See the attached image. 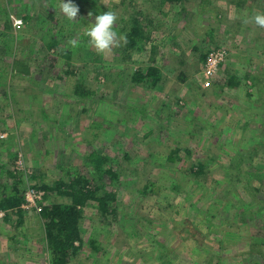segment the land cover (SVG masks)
Segmentation results:
<instances>
[{"label": "rangeland", "instance_id": "rangeland-1", "mask_svg": "<svg viewBox=\"0 0 264 264\" xmlns=\"http://www.w3.org/2000/svg\"><path fill=\"white\" fill-rule=\"evenodd\" d=\"M85 1L79 2L91 13L101 11L98 0L96 8ZM122 1L101 0L126 20L150 7L152 18L162 24L148 50L125 61L117 47L102 57L79 38L94 23L87 17L80 22L83 6L77 5L76 20L69 21L58 10L61 0H19L22 14L16 1L0 0V187L9 186L0 190V199L13 194L11 187L20 181L22 194L49 186L39 205L43 209L71 204L72 197L62 193L65 187L57 186L80 175L91 181V188L100 185L116 194V215L104 216L94 200L82 208L83 237L94 239L100 249L86 242L68 264H166L168 259L172 264H219L220 259L223 264H260L249 252L255 243L264 245V209L255 203V198L264 199V154L254 161L249 156L233 160V152L264 142L252 139L263 118L248 110V94L264 102V28L243 22L263 13L264 0L241 5L208 0L204 14L200 0L185 8L164 0H124L115 8ZM5 15L13 26L9 32ZM21 15L29 16L28 23ZM13 18L23 20L21 29ZM54 36L59 44L51 49ZM7 39L13 42L10 55ZM70 39L79 46L71 47ZM214 49L228 54L214 82L227 72L258 75L262 93L251 82L232 90L206 88L200 58ZM70 50L69 61L64 54ZM151 64L161 70L156 89L134 85V72ZM77 82L94 94L80 99L74 93ZM260 131L257 135L264 127ZM177 147L181 159L169 161ZM95 155L108 158L106 168L121 173L119 180L98 178L90 160ZM197 158L207 165L205 176L193 173ZM249 170L254 176L245 178ZM147 181L155 184L143 193ZM23 204L27 207L26 199ZM43 209H0L9 214L0 216V264H52ZM250 213L253 219L246 220Z\"/></svg>", "mask_w": 264, "mask_h": 264}, {"label": "trees", "instance_id": "trees-1", "mask_svg": "<svg viewBox=\"0 0 264 264\" xmlns=\"http://www.w3.org/2000/svg\"><path fill=\"white\" fill-rule=\"evenodd\" d=\"M15 1L18 4L17 9L21 11L20 14L24 13V9L21 10L20 8L22 4L19 2V0H12V2H15ZM79 1L80 0H77L75 4L79 6H83L82 2H79ZM98 1L101 4V8H100L101 11L102 12L108 11L109 6L101 2V0H98ZM146 1L148 3L149 2L154 3V2H158L159 0H146ZM164 1L169 2V3L179 2L181 3V6L185 8L186 4L189 3L191 0H164ZM233 1L237 5H241L242 4L241 2L245 0H233ZM85 3L87 4V6L92 5L94 8L97 7L96 4H93L94 0H86ZM123 3H125L124 0L121 3H119V5H115V8H118ZM209 3L211 2H209L208 0L199 1L198 4L203 6L202 13L208 10L206 7L210 5ZM26 7L27 6H25V8ZM149 8L150 7L142 8L139 11L133 10L134 11L133 15H131L128 18V20H126L125 18H120L116 22L114 26L115 30L117 31L118 34L126 37V42H123L120 47H117L118 53H120L124 57L122 61L127 60L131 56L133 57L134 53H139L140 51L146 52V50H148L149 48L147 44L149 42L153 43L156 41L155 37L159 34L158 32H160L162 24H158L157 20L152 18L150 14V11L152 10H150ZM195 9H192V10H195ZM259 9H261V11L264 13V6L259 7ZM101 11L92 12L93 15L90 17L89 12L91 11L85 8L83 16H81L80 22L85 21L86 17L92 18L93 19L92 22H95V16L102 13ZM183 11L187 12L188 14V9H184ZM195 13H197V11H195ZM21 17L26 23H28L29 16L21 15ZM5 18H6V21H5L6 23L4 24V28L8 29L7 32H9V28L11 30L13 26L10 23L9 17L7 18L5 15ZM84 32L85 31L81 32L79 38L88 41V38L84 35ZM1 36H4V33L0 32V37ZM175 38L176 36L172 39L175 41ZM11 44H13V42L12 40L9 41V39H7L4 42V47L7 48L6 51L8 52L7 55H10V52L13 48V45ZM58 44H59V38L57 36H54L49 45V48L54 49V47H56ZM152 51H153L152 53L156 52L155 46L153 47ZM72 53L74 52L70 50L69 54L68 53L64 54L69 59V61L73 59ZM7 57H10V56H7ZM206 57L207 55H202L200 60L204 62L206 60ZM151 61L153 62L152 64H156L154 63L153 58ZM151 65L147 67L146 66L139 67V69L136 72H134V74L132 75V82L134 85L139 86L142 89H152V90L156 89V87L159 85L160 80L162 79L161 72H160L161 70L156 65H152V66ZM223 77L224 78H222L221 80L222 82L221 81L214 82L212 84L213 87L214 86L218 87L220 91H224L225 89H230V90L239 89L241 86H243L244 84L248 82L252 83V87L255 86V90L257 93H262L263 91L262 88H258V84L260 83L258 80V75H255V76L246 75L243 78L239 74L235 75V74L227 72L225 73ZM217 80L218 79H214V81H217ZM52 82L53 81H50L49 83H52ZM2 86H3L2 88L7 87V84L3 83ZM47 91L50 92L49 90ZM74 93L77 94V96H79L80 99L87 98L94 94V92L85 89V86L78 82L75 87ZM6 94L8 95L7 92H5V95ZM248 95L250 98V108L248 110L253 111L252 115H261V118H263V122H264V102L263 103L260 102V98H259L260 96L258 94H257V98H252L251 94H248ZM254 118L256 117L254 116ZM263 122L261 126L262 128L264 127ZM261 127H258L255 130H253L254 137L252 139H256L258 137L260 138V140H264V133H263L264 131L262 132L263 134L259 133L257 135L258 129L262 131ZM117 146L119 147L120 145L118 144ZM242 148L243 147L241 146V148L238 147L236 150H234L233 160H243L249 156V158H251L254 161L257 158H260L261 153L264 154V142L263 141L260 144H253L251 148H246V149H242ZM185 150L190 158H194L193 157L194 154L189 148H185ZM181 152H182L181 148L179 147H177L175 150H172L169 154V158H168L169 161L175 162L177 159H181L180 157ZM126 157L129 158L128 155H126ZM107 159L108 158H104L99 155H95L94 157L90 156L92 165H95L96 169L99 170L98 178L100 177L101 179V178L108 176L110 178V181L114 183L117 180H119V177H121V173L114 171L112 168L107 169L106 165L110 163ZM193 164H194L193 173L195 175H198V177H202L206 175L207 165L204 164L202 159H198V158L195 159ZM104 165L106 168L105 173L102 170V168H104ZM243 175H245V178L253 177L254 173L251 170H249L247 174H243ZM239 176L241 177L240 173H238L235 179H238ZM257 176H259V174H257ZM104 179L102 182H104ZM202 180L203 179H200L201 182ZM249 181L251 180L248 179V182ZM18 183L20 185L22 182L17 181L16 184L13 185V187H11L13 190V194L2 196V198L0 199V209L1 210H5V211L13 210V211H18V213L22 212V205L25 202V197H24V194H22L23 192L22 190H20L19 185H17ZM89 184H91V181L88 180L87 178L84 179L81 175L79 177L73 178L70 184L60 181L57 188L62 189L63 187H65L66 192H62V193L64 195H68L72 197L73 199L72 203L71 204H53L49 207H44L43 209L42 215L46 219V222L43 225H44V228L46 229L45 231H46L47 245L52 254V258H51L52 264H68L69 261L75 255L81 252L86 242L88 243L89 247L93 248L95 251L100 249L96 245V241L94 239L85 241L83 237V233H82V225H83V219H84L82 208L88 203L89 200H94L99 204V209L104 214V216L111 215V214L113 215L117 214L118 208L114 207V202L116 201V194L107 192L104 189V186L97 185L96 187L91 188ZM154 184L155 183H153L152 181H147V183L145 184L143 193H148V192L150 193L152 191V186ZM249 184L247 186H249ZM34 188L38 189V187H34ZM8 189H9L8 184L2 185L0 187V190L2 192L1 191L0 192L3 193L5 190H8ZM39 189L40 190L42 189L46 192V196H45V199H46L48 196L47 192L50 191L49 186L48 187L44 186L43 188H39ZM174 190L178 191L177 187L174 188ZM255 192L258 193L259 190L256 188ZM255 199L257 200L255 202L256 205L259 206L258 210L260 211V207H261L260 204L263 205V207H261V209L263 210L264 209V199H257V198ZM259 211L257 213H259ZM198 212L199 214L201 213L203 214L205 211L202 208H200L198 209ZM8 215L9 214H7L6 216L8 217ZM246 217H247L246 220L248 218L253 219L254 214L250 213ZM208 223H209V226L213 225L211 222H209V220H208ZM222 243L223 242H221V245ZM221 253H223V251H221ZM252 255L257 258L254 261H258L260 264H264V245L262 243H259V244L255 243L249 252V256H252ZM163 260H164V257H163ZM223 260L220 259L219 264H223L224 263ZM172 262H173L172 259H168L166 264H172Z\"/></svg>", "mask_w": 264, "mask_h": 264}, {"label": "clouds", "instance_id": "clouds-1", "mask_svg": "<svg viewBox=\"0 0 264 264\" xmlns=\"http://www.w3.org/2000/svg\"><path fill=\"white\" fill-rule=\"evenodd\" d=\"M58 10L69 21L76 20L80 12L79 7L73 3V0H61ZM92 15L89 12V16L91 17ZM118 19L117 13L112 10L102 12L95 16V22L91 23L84 32V35L88 38V45L102 57L109 56L114 48L120 47L123 42H126V37L118 34L114 28ZM243 22L254 23L258 27L264 28V13H256ZM68 44L75 48L79 46V41L77 39H70Z\"/></svg>", "mask_w": 264, "mask_h": 264}, {"label": "built area", "instance_id": "built-area-1", "mask_svg": "<svg viewBox=\"0 0 264 264\" xmlns=\"http://www.w3.org/2000/svg\"><path fill=\"white\" fill-rule=\"evenodd\" d=\"M14 19V26L16 28H21L24 24L22 19ZM228 58V54L226 50L224 49H214L210 51L207 54L206 60L204 61V66L202 70V75L204 77V86L206 88H210L212 84L214 83V79L217 77V74L220 72L222 67L225 65L226 61ZM46 196V192L44 190H40L39 188H29L24 194V197L26 199V204H23L22 207L25 208H35L38 211H42V206L40 207L39 205L41 203H44V199ZM6 212H1L0 216H5Z\"/></svg>", "mask_w": 264, "mask_h": 264}, {"label": "crops", "instance_id": "crops-1", "mask_svg": "<svg viewBox=\"0 0 264 264\" xmlns=\"http://www.w3.org/2000/svg\"><path fill=\"white\" fill-rule=\"evenodd\" d=\"M23 3H25V2H23Z\"/></svg>", "mask_w": 264, "mask_h": 264}]
</instances>
